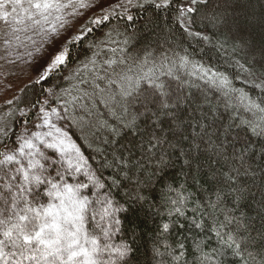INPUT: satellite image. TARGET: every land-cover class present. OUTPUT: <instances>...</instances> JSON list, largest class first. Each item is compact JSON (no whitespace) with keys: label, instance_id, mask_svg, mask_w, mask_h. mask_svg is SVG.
Here are the masks:
<instances>
[{"label":"snow or ice","instance_id":"snow-or-ice-1","mask_svg":"<svg viewBox=\"0 0 264 264\" xmlns=\"http://www.w3.org/2000/svg\"><path fill=\"white\" fill-rule=\"evenodd\" d=\"M222 2L228 6V0ZM220 6L216 4L217 8ZM77 7L104 9L105 5L104 0H98L95 6L85 0H0V22L11 29L9 36L47 24H52V28L45 31H55L53 21L62 22L65 10ZM211 7L210 0H116L107 11L128 21H133L132 8L175 12L180 27L204 41H209L207 35L192 31L197 16L211 22L214 28L217 24L226 25L229 32L235 31L240 41L237 47L251 56V62H245L248 67L239 60L236 63L251 77L249 87L257 98L235 88L224 73L193 62L188 55L177 53L173 58L161 52L157 57L148 52L105 61L103 75L97 73L93 81L81 78L90 91L76 88L77 94L59 109L52 107L55 93L49 92L43 103L37 98L31 105H40L33 113L35 120L19 133H11L10 124L0 121V264H134V245L127 241L116 243L114 238L128 221L127 214L145 207L144 188H151L154 178L160 191L152 193L155 203L147 207L154 208L162 221L157 225L158 238L153 244V264H264V195L257 213L258 225L228 207L220 193L215 201L198 203L183 186L166 183L169 177L164 172L168 164L165 145H173L167 136L150 130L148 147L141 148L149 154V160L156 157V166L143 179L137 178L136 190L126 193L127 199L121 203L116 199L120 193L115 191L120 186L119 178L106 180L63 126H79L83 121L85 127H93L83 116L77 121L74 117L70 120L67 114L71 106L91 115L89 104L82 101H92L98 92L105 95L104 106L119 121L117 126L109 127L113 139L104 141L109 146L120 144L124 130H133L139 117L152 119L156 128L162 117L171 118L169 132L186 139L183 132L188 131L193 138L191 148L183 152L184 163L191 167L193 151L199 156L211 149L209 160L214 158L222 170L218 174L213 169L212 178L230 188L241 178H245L244 183L256 180V169L245 160L250 154L254 162L257 153V142L248 138L251 135L260 141V182L264 186V15L259 21L254 16L240 19L235 15L227 20L216 14L209 16ZM108 18L105 15L91 23L99 25ZM257 23L258 35L249 31ZM62 48L63 42L48 51L44 65L37 70V83L68 63V51ZM189 77L219 93V100L210 99L206 92L203 100L191 92L182 95L185 87H199ZM95 81L105 86L102 88ZM189 107L192 114L187 112ZM130 113L135 116L126 120ZM21 115L27 117L28 113ZM12 135L16 137L14 141ZM124 147L135 156V144ZM157 149L159 155L154 151ZM100 155L107 167L123 172L126 179L125 169H145L140 160H129L119 149L113 151L111 162L104 151Z\"/></svg>","mask_w":264,"mask_h":264},{"label":"trees","instance_id":"trees-1","mask_svg":"<svg viewBox=\"0 0 264 264\" xmlns=\"http://www.w3.org/2000/svg\"><path fill=\"white\" fill-rule=\"evenodd\" d=\"M210 3L212 7L209 9L208 15H220L221 18L227 20H231L235 15L240 19H244L246 16H254L259 21L261 16L264 15V0H228L227 7H225L222 0H210ZM216 4L221 6L217 8ZM233 9H235V12ZM117 11L122 12L123 10L118 9ZM130 14L133 16V21H128L126 18L112 13L108 14L109 18L103 20L101 24L92 23L89 27L91 31L86 30L76 39L69 41V61L65 66L49 73L48 79L42 80L40 83H37L35 79L25 82L14 97L10 99L9 105L4 108L6 110H3L6 115L1 121L10 124L9 131L15 134L21 132L25 126H31V122L35 120L33 113L40 107L39 104L34 108L31 107L37 98L43 103L48 98V93L53 92L55 93V102L52 103V107L59 109L61 104L70 101L77 94L76 88L81 91H90L88 84L81 83V78L85 81H93V77L97 73L103 75L104 69L107 68L105 61L109 59L119 60L125 56L142 55L148 52H153L157 57L161 52H167L173 58L177 53L188 55L193 62H199L205 67H211L214 71L224 73L233 81L235 88L247 91L253 98H257V93L249 87L251 77L236 63L239 60L240 64L248 67L245 62H251V56L237 47L240 41L236 38L234 30L229 32L224 24H217L214 28L211 22L197 16L195 18L196 23L192 25V31L207 35L209 41H204L188 35L178 24L175 12L157 11L151 8H132ZM249 31L258 35L259 24L257 23L256 27L250 28ZM113 49H115V52L112 51ZM122 49L125 51H121ZM256 67L259 66L256 65ZM189 80L199 85V87H185L181 93L182 95L185 92H191L195 98L203 100L206 92L210 99L219 100V93L210 89L203 81L196 80L195 77H189ZM95 82L100 83L102 88L105 86L103 82ZM104 101L105 95L99 92L92 101H82L89 104L91 115H85L79 108L73 110L69 106L67 115L70 120L74 117L75 120L81 121V116H83L84 120L91 122L93 127H85L83 121L79 126L72 123H64L63 126L69 131L72 138L81 145L85 155L91 157L90 163L93 164L94 168L99 169L106 180L111 181L119 178L120 186L115 191L120 193L116 199L120 200L121 203L124 202V199H127L126 193L136 190L137 178L143 179L156 166V157L149 160V154L141 148V145L144 148L148 147L147 133L153 130L167 136L169 143L173 145V147H169L168 144L165 145L168 152L166 157L168 164L164 172L169 177L166 183H173L176 187L183 186L198 203L206 202L209 199L215 201L216 194L220 193L225 197L228 207L235 208L238 214L242 213L250 221L259 224L257 213L261 211L264 186L260 182L262 175L260 170L261 155L258 150L260 141L256 137L248 135L249 139L257 142V153L254 162L250 159V154L245 157V160L252 163L253 168L256 169L254 173L256 176L255 182L249 180L244 183L242 180L245 178H241L235 186L230 188L226 183L220 184L212 178L213 169H216L218 174L222 170L215 163L214 158L209 160V157L212 156L211 149L203 151L199 156L193 151L194 159L191 162V167L184 163L185 156L183 152L191 148L193 138L188 131L183 132L186 139H181L178 133L169 132L168 122L171 118L162 117L160 127L156 128L152 119L139 117V122L133 130H124V135L120 137V144L112 143L111 146L105 144V140L112 141L113 139L109 127L117 126L119 121L104 106ZM22 112H27L28 116H22ZM187 112L192 114V108L189 107ZM9 113L11 115H8ZM116 115L119 116L120 113L117 112ZM132 116H135V113H130L125 119L130 120ZM225 116H227V113H225ZM26 121L27 123H25ZM105 121H107V126H105ZM192 123L195 125V120ZM81 127H84V131H81ZM15 138V135L11 136L12 141ZM240 139L243 141V136ZM132 144L136 145L132 149L135 156L130 155L124 147L127 145L128 148H131ZM116 149L124 152V156L129 160H140L145 165V169H125L128 173L126 179L123 172H117L116 169L107 167L100 151H104L108 162H111L112 153ZM154 151L158 155L160 154L158 149ZM236 151L239 152L240 149L237 148ZM159 191L160 185L154 178L152 187L144 188V195L147 197L145 207L127 214L128 221L123 225L122 232L114 238L116 243L127 241L134 245V264H153V244L158 238L157 225L162 221V217L156 214L154 208L149 209L147 205L155 203L152 193H158ZM127 206L125 204V207Z\"/></svg>","mask_w":264,"mask_h":264},{"label":"rangeland","instance_id":"rangeland-1","mask_svg":"<svg viewBox=\"0 0 264 264\" xmlns=\"http://www.w3.org/2000/svg\"><path fill=\"white\" fill-rule=\"evenodd\" d=\"M85 2L95 6L98 0ZM114 2L116 0H104V9H66L62 22L53 21L55 31H45L52 28V24H47L44 28H29L27 32L9 36L11 29L0 22V121L6 115L4 108L21 86L27 81L38 79L37 70L44 65L48 51L61 42L68 51L69 41L82 35L92 25L91 21L108 15L107 8ZM73 12L76 14L73 15Z\"/></svg>","mask_w":264,"mask_h":264}]
</instances>
